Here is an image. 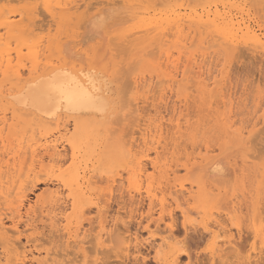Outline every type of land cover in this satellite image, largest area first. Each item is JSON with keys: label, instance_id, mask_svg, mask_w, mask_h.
Returning <instances> with one entry per match:
<instances>
[{"label": "rangeland", "instance_id": "obj_1", "mask_svg": "<svg viewBox=\"0 0 264 264\" xmlns=\"http://www.w3.org/2000/svg\"><path fill=\"white\" fill-rule=\"evenodd\" d=\"M27 1L0 0V6L5 13L17 11V14H19L18 11L21 10H23L22 13L24 11L26 13V8L31 7V12H33L29 13L33 16L32 24H34V27L32 28H36L34 29L35 31L33 30L35 34L32 37H35V41H39L40 44V55L37 60L31 54L32 49L28 50L29 47L27 46L18 47L22 50V53L18 56L16 53V45L18 43L13 39L11 43L14 55L12 65L16 63L15 65L18 66H13L11 70L22 71L23 77L28 79L37 61H39L40 70L45 67L48 59H54L53 61L56 63L64 61L65 63L68 62L69 65L76 64L77 68L80 66L84 68L91 67L92 72L96 73L100 82L111 89L108 92L110 96L107 95L111 101V108L105 116L106 119L99 118L103 116L94 118V116L91 117L89 114L84 115L83 119L78 121L76 129L73 120L66 121L70 128V137L73 135L74 139L77 138L78 141L82 140V136L86 137L85 142H82L81 149L83 152H80L79 161L81 160V170L87 169V178L91 182L89 194H87L91 201L87 200L85 202L86 205L84 204L85 206L83 205L84 207L79 209L71 208L70 204L67 205L69 207L65 206L66 204L63 203V200L69 194V190L65 187H60L63 199L59 204L62 206L56 205V208H59L58 211H60L61 207L67 208L66 213L69 215V221L61 218V215L54 216L52 214L55 217L49 215L50 219L51 217L52 219L54 218L52 222L47 219L49 217L46 212L41 214L39 209L35 211L29 209L31 212L28 211L29 204H35L39 195L42 199L44 198L43 201H46V203L51 202V192L54 189L51 181L54 180V177L50 163L48 164L47 161L44 162L45 166H40L38 163L33 162L30 151L25 157H22L25 164H22L23 169L26 170L23 171L24 177L21 178L22 182L25 181L23 183L25 186L14 188L12 190V197L14 196V198H11L16 200V197L21 196L26 200L27 206L25 205L21 212L22 215L19 216V213L14 210V207L18 205L17 203L13 205V209L8 208L4 204L0 205V212H3L2 217L4 220L6 219L7 229L11 227L8 229V238H1L0 236L1 263L6 264L3 257L8 255V253L10 258H15L16 254L21 252L20 254L25 253L27 255V264H37V260H43V262L47 260L49 264H91L96 261L97 264H157L156 261L159 254V252H156L157 250L154 249L153 251L145 243L137 245L129 237V235L134 234V231L135 233L139 231L140 238H148L147 227L150 223L145 216L149 212L150 205L145 198L146 181L143 184L141 195L132 196L130 193V174L127 171L129 158L126 161L127 156H122L123 149L121 147L123 148L124 143L128 142L129 139L132 141L135 139L134 141H137L135 144H141L140 147H143L144 143L141 141L142 130L148 125L154 127L159 123H164V127L170 132L167 133L168 130H165L169 146L162 153L168 157L167 159L171 166L179 169L180 172L178 171L175 176H171V183H177L176 189H181L182 193L180 191H178L179 193L177 192L178 195L175 193L177 200L180 201L179 204L177 201L172 206L177 217L173 229L180 243H177L178 246L176 244L172 246L168 244L164 247L163 245L162 248L164 249L161 250V248L159 254V258L162 257V264H174L172 260L177 255L182 256L181 264H264V0H78V3L83 5L72 15L74 18L70 17L71 19L63 16L62 13L60 14L58 7L51 13L45 7L44 0H29L32 4ZM184 1L186 2L184 3ZM189 1L191 3H188ZM177 2V7H174L176 5L174 3ZM186 5L188 6L186 7ZM179 7L184 8V10L187 9L183 10L184 12H191L193 8L192 12L201 13L205 8L206 10L212 8L213 10L218 9L222 12L233 14L245 21L247 25H250L255 30L256 36L247 34L241 37V41L236 45L238 48L235 46V51L232 50L230 51L231 53H227L228 51L220 47L219 44L216 45L217 42L212 41L217 40L218 36L215 32L213 34L217 37L214 38V35H210V41L208 42V37L205 42H201L202 36H206V33L202 32L205 34L197 33L195 38H191L185 46H182V42L177 38L178 34L175 33L174 35L172 33L173 30L169 34V37L173 38L169 40L168 37L169 42L168 40L166 42L168 45L165 44L166 46L164 45L163 47V49H172L173 62H168L166 56L161 52L163 49L161 50L157 43H155L157 44V49L154 44V46L146 50H141L140 45H136L139 42H137L138 39L135 40V37L140 36L141 32H143H139L142 29L140 24L146 21L143 18H153L154 15L165 14L169 10ZM89 8L90 10H88ZM164 8H167L166 11L168 12ZM99 19L102 20L99 21ZM142 20L143 22H141ZM138 25L140 28L137 27ZM134 26L137 29L128 31ZM122 27L124 31H127L124 32ZM135 30H138L137 32L140 35ZM186 30L188 29L186 28ZM189 31L183 33V35L188 34ZM130 32L136 34L132 36L133 34ZM4 33L5 31L2 30L1 34ZM125 33L131 34V36L126 34V36H129L128 38H131L129 42L127 41L129 39L125 38ZM4 35L8 38L6 33ZM123 37L127 40H124ZM32 39H29L30 43L34 41ZM192 39L195 40L193 43ZM134 47L136 49H133ZM150 48L152 51H147ZM179 49L185 52H181V55L183 54L182 57ZM204 52L209 57L206 59L209 63L205 64L204 69H199L195 66L190 67L187 76H192L193 78L191 77L190 80L185 79L184 81L182 80V74H180L175 84L173 83L172 85L169 76L175 72V63L180 62L181 73L185 70L186 64H188L190 57L194 53L198 55V53L203 54ZM102 53L104 60L112 58V60H108V66L104 64V60L99 58ZM188 65L190 66V62ZM5 69V65L0 69V86L4 83V87L3 85L1 87L4 90L0 89V93L8 95L10 92H16L15 88H17V85L14 77L15 72L10 70L11 75L8 72L4 74ZM211 69H216L217 71L214 70L213 72ZM197 70L199 73L204 72L203 70L213 72V76L215 75L214 77L217 78L219 84H216L218 87L216 86L213 92L211 88L215 87L213 84L215 78L209 81L211 85L208 93L205 94L199 90L196 83L199 73L194 74V71L197 73ZM3 79L4 82L2 83ZM149 85L150 87H148ZM7 88L13 90L10 91ZM219 90L221 91L220 94ZM211 93H214V96ZM1 94L0 128L3 126L2 118L6 117L7 124L3 135L5 134L4 136L8 137L6 139L9 142L17 143L18 137L21 138L22 136L26 140L29 137L30 140L36 135V140H38L37 137L39 136L42 137L44 134L50 135L56 132L57 125L55 123L45 124L46 122L43 123L41 118L28 110L21 109L17 115H14L9 101L6 99H11V97L5 96V98ZM4 110H7L6 116L3 112ZM176 117L181 118V133H176L177 129L173 128L174 122H171ZM98 118L100 121H98ZM226 123H229V125L234 123L233 128L230 129L232 131L226 130ZM104 126L108 127L109 130H106L108 128ZM170 127L171 129H169ZM239 130L244 132L240 139L237 138L236 134ZM178 137H180L179 140ZM172 138L173 140L176 138V141H173ZM71 139L73 140V137ZM170 142H174L173 145ZM186 142L188 144L185 145ZM175 144L179 146L177 147ZM2 145L3 143H0V148ZM15 145L12 144V146ZM195 145H197V148ZM3 150L4 148L0 150V172L1 170L3 172L7 170L4 165L9 158L8 155H3ZM192 151H194L193 156L196 155L197 158L189 163L188 169H184L182 165L188 163V155L186 153H192ZM71 153L72 150L69 147L67 151L68 158H70ZM3 156L5 157L3 158ZM26 156L30 159L28 160ZM154 157L155 154L152 153L151 158ZM25 158L28 163H25ZM208 160L212 161L206 165L205 163ZM31 162L36 164L32 165ZM146 162L148 163L149 160ZM69 165L70 160L65 164V167ZM34 166L36 168L32 170ZM118 171L123 174L111 192V182L108 181V176ZM149 173H152L153 180L158 184L157 181L161 178L160 174L154 173L151 167ZM3 180L8 186L12 183H8L7 178ZM122 181L124 184H119ZM169 182L170 180H165L162 187L166 189ZM181 183L186 184L187 188L195 186L192 191L193 196L185 195L184 191H182ZM96 202L99 204L100 210L96 207ZM234 204L240 209L237 206L235 207ZM62 208L61 210L65 211ZM187 208L199 211L200 216L195 221H185L184 217H182L181 209L187 210ZM230 209L232 213H230ZM153 217L152 222L155 220L158 224H161L159 229H155L154 224L151 222L153 225L151 227L152 231H155L153 232L156 234L157 241H160L159 238L170 235V230L167 226L170 220L167 216L165 222L160 221L159 213L154 214ZM215 219L220 220L222 227L215 228L212 225ZM12 220L15 221V225H13ZM206 220L208 223L212 222L209 226L212 225L210 228L213 229V232L203 226V222ZM107 221L108 223L112 222V225L109 223L110 228L108 226L109 233H111L108 236L112 237L109 239L106 235V241L104 240L105 242L101 243L98 234L101 233L102 223L105 224ZM12 228L16 231L14 232ZM76 228L78 229L77 231ZM220 229H225V234H223L224 230L222 232ZM229 229L235 234V242L237 244L235 248L237 250L234 251L232 248L234 252L228 251V256L227 253L223 254L227 252L228 248L221 251V248L226 247V245L221 246L223 245L221 241L228 239H225V237L228 236L229 232L227 233V231ZM217 233L222 237H217L219 236ZM74 234H76V237H74ZM144 239L143 241H145ZM216 240H220V242H216ZM14 246L19 247L16 249ZM16 263L21 264L19 261Z\"/></svg>", "mask_w": 264, "mask_h": 264}, {"label": "bare ground", "instance_id": "obj_2", "mask_svg": "<svg viewBox=\"0 0 264 264\" xmlns=\"http://www.w3.org/2000/svg\"><path fill=\"white\" fill-rule=\"evenodd\" d=\"M18 1L22 2V1H25V0H18ZM44 1L45 2H43V3L45 4V7L49 11H51V13L54 12L55 9H57V7H58L60 9L59 10L60 14L62 13L63 16L67 17L68 19L70 17H73L72 15L75 14L77 12V10L80 9V7H82L81 5H83L82 3H78L79 2L78 0H44ZM219 1H221V0H219ZM185 2L186 1H184V3ZM188 3H191V2L189 1ZM30 4H32V2H30ZM174 4H176V5H174ZM174 4H173L174 7L175 6L177 7L178 2L174 3ZM41 6H42V4H41ZM187 6L188 5H186V7ZM29 8H30V10H29ZM29 8H26L28 13L27 12L24 13L25 11L22 13L23 10H21V11H18L19 14H17V11L16 12L15 11H10L9 13L8 12L5 13L3 11L2 7L0 6V69L4 65L6 66V69L4 70V74H6L7 72L10 73L12 71L11 69L13 68V66H18V65H15L16 63L14 65H12L13 60H14L13 59L14 55H13V48L11 46V43H12L13 39L15 40L16 43H18L16 45V48H17L16 53H17L18 56L22 53L21 48H23V46H27V47H29L28 50H30V48L32 49L31 54L37 60L39 58V55H40V44H39V41H35V37H32L33 34H35V32H33V30L36 29V28H32V27H34L33 26L34 24H32V17L33 16L30 13H32L33 11L31 12V7H29ZM90 8L88 10H90ZM170 8H172V7H170ZM166 9H165V11H166ZM192 9H191V12H187V11L184 12L187 9L184 10V8L179 7V8L172 9L171 11L169 10V12L166 11L168 13L164 12L165 14H160V15H156V16L154 15L153 16L154 19L151 18V17L150 18H145L144 17L143 20H146V21H144V22H143V20L141 21V22H143L142 24H140V27L142 29L139 30V32L143 31V32H141L142 34L140 35L139 32H137L138 30H135L136 33H138L140 35V36H136L135 35L136 37H138V38L135 37V40H137V39L139 40V41L137 40V42H139V43H136V45L139 44L140 46L139 45L138 46L140 47L141 50H146L147 48L152 47V46H154L155 43H157L159 48H161V50H162L165 44L168 45V43H166V42L168 40V37L170 36L169 34H171V31H173V30L174 31L172 33L174 35H175V33L178 34L177 38H179L180 39L179 41L182 42L181 43L182 46H185L187 44V42L189 40H191V38H193V37L195 38L197 33H200L201 35L206 33V36H202V38H201L202 39L201 42L203 43V42L206 41L207 37L209 38L210 35L213 36L214 35L213 32H215V33H217L216 35L218 37L216 35H214L215 36L214 38L217 37L218 41L217 40H212V41L217 42L216 45L219 44L220 47H222L223 49L228 51L227 53H231L230 51L234 50L235 46L241 41L240 40L241 37L246 36L247 34H249V35L253 34L254 37L256 36L255 30L253 28H251L250 25H247L245 21H243L242 19H239V17H236L233 14H230V13H227V12H222L221 10H218V9L213 10L212 8H210V9L208 8L207 10L205 8L201 13H197L196 11L192 12ZM18 10H20V9H18ZM88 10H87V12H88ZM98 10H100V9H98ZM201 10H202V8H201ZM63 16H62V19H63ZM96 17H94V18L96 19ZM123 17H125V16H123ZM57 18H58V16H57ZM73 18H72V20H74ZM102 19H99V21L102 20ZM134 27L129 29L128 31H130L132 29H137L136 27L135 28ZM137 27H139V25ZM186 28L188 30H190V31H189L188 34L183 35V33L188 31V30L185 31ZM122 29L124 31L123 27H122ZM126 29H128V28H126ZM202 29H203V31H202ZM2 30L5 31V33H6V35H7V37L9 39L5 37V35H4L5 33L1 34ZM126 31L127 30H125L124 32H126ZM135 31H131V32H135ZM194 32H196V33H194ZM202 32H205V33H202ZM136 33H134V34H136ZM126 34L127 33L124 34L125 38H128L129 36H126ZM131 34H133V33H131ZM131 34H129V35L131 36ZM134 34L132 36H134ZM192 34H193V36H192ZM200 34H198V35L200 36ZM119 36H120V34H119ZM115 37H117V36H115ZM30 38L31 39L34 38V39H32L34 41L31 42V43H30V40H29ZM125 38L123 37L124 40H127ZM172 38L169 37V40L172 39ZM128 39L129 40H127V41L129 42L131 38H128ZM220 39H222V40L220 41ZM124 40H122V41H124ZM169 40H168V42H169ZM193 41H195V40L192 39V43H193ZM208 41H210V38H209V40L207 39V42ZM257 41H259V40H257ZM157 44H155L156 45L155 46L156 49L158 48ZM110 45H111V43H110ZM18 47H21V48L19 49ZM41 48H42V46H41ZM236 48H238V47L236 46ZM133 49H136V48L134 47ZM150 50L152 51L151 48L149 50H147V51L151 52ZM171 50L172 49H168L167 48V49H163V51H161L163 53V55L166 56L168 62H170V61L173 62V59H172L173 53H172ZM155 51H157V50H155ZM181 52H182V50L179 49L180 55H181ZM182 53H185V52H182ZM182 55H181V57H182ZM207 57L208 56L206 55L205 52L203 54H199L198 53V55H196L194 53L192 55V57H190V59L188 61V64L190 62V66L188 64H186V67L184 68L185 70H183L181 73H180V67L181 66H179L180 62L178 63V62L175 61L176 62V63L174 62L175 63V65H174L175 72L172 75L169 76V80H170L171 84L172 85H173V83L175 84V82H176V80L178 78V75H180V74H182V76H183L182 80H184V81H185V79L190 80L192 76L191 77L187 76V74L190 71V67H194L195 66V67H197L199 69H204L205 64L208 62V61H206V59H208L209 57L208 58ZM99 58L101 60H104L103 59V53L99 56ZM53 60L48 59L45 67L42 70L39 69L40 65L38 64L39 61H37L35 63V67L33 68L31 76L28 79H25L23 77V72L22 71H20V70L16 71V69H15V71L13 70L15 72L14 73V77L16 79V85H17V88H15L16 92L15 93L10 92L13 89L9 88L10 89V91H9L10 93L8 95H6L5 93L4 94L0 93L1 95H4L2 97H5V96L11 97V99L6 98V97L5 98L9 101L10 108L13 110L14 115H17L19 110L24 109V110L30 111L31 113L35 114L37 117L41 118V121H43V123L46 122L45 124H47V123L54 124L55 123V125H57V130H56L57 134H55L56 132L53 133V134H50V135L49 134H44L42 137L39 136L40 138L37 137L38 140H36V136L37 135L35 137H33L32 139H30V140H29V137L26 140L25 137L22 136L21 138L18 137L17 143H11V142H9L8 139H6L8 137H5L4 136L5 134L3 135V131L6 128L5 125L7 124V118L6 117L2 118L3 119L2 120L3 126L0 128V137H1L0 138V143H3V145L1 146V148H4L3 155L6 154V155L9 156V158H8V160L5 158L7 161H5V165L4 166H5V168H7V170L4 168V170H6V171L3 172L1 170V172H0V201H2V202H0V205L4 204V205H7L8 208H12L13 205L15 203H17L18 205H16L14 207V210H16L19 213V216L22 215L21 212H22V209L26 205V200L23 199L21 196L16 197V200L12 199V198H14V196L12 197V195H13L12 190H14V188H16V187L17 188H22L23 185L25 186V184H23L25 181L22 182V178L24 177L23 176V174H24L23 171H25L26 169H23L24 167H23L22 164H24L23 163L24 159H22V157H25V155L30 151L31 158H32L33 162L38 163L40 166H43V165L45 166L46 165V164H44L45 161H47L48 164L50 163L51 170L53 171L52 175L54 177V180L51 181V182H52V184L54 186V189L51 192V197H52L51 202L47 201L49 203H46V201H43L44 198L42 199V197L39 195L37 197V199H36V203L35 204H29L28 211H30V210L31 211H35V210L39 209L41 214H44L45 212L48 213V217H49V215H52V214L54 216L61 215V218H64L67 221H69V215H67V213H66V209L67 208L65 209V208L61 207L62 209H65V211L61 210V208H60V211H58L59 208L58 209L56 208V205L57 206L61 205V204H59V202L62 201V199H63L60 187H65V188H67L69 190V194L63 200V203L66 204L65 206L70 204L71 208L79 209V208L84 207L86 205L85 202H87V200H90V197H88L87 194H89L88 191H89V187L91 185V182L87 178V175H88L87 169H83V171H82L81 170V166H80V161L81 160L79 161L80 152L82 151L81 148H82V145H83L82 142L85 140L86 137L82 136V140H80V141H78L77 138L74 139V136L72 134H71L72 136L70 137V128L68 127V122H66V121L73 120L74 121V125H75V129H76L77 125H78V121L82 120L84 115H88L89 114V115H91V117L94 116V118L99 117V116H103V117H99V118H105L106 114H108V111L111 108L110 107L111 101H110V99L108 97V96H110V95H108V92L111 89H109L108 86H106V85H104V84H102L100 82L99 78L96 76V73L92 72L91 67L84 68L83 66H80V67L77 68L76 64L69 65L68 62L65 63L64 61H63L64 63L63 62H61V63L57 62L56 63ZM108 60L110 61V60H112V58H108V59L104 60V64L106 66H108V64H109ZM199 61H200V63H199ZM22 65H24V64H22ZM228 68H230V67H228ZM20 69H21V67H20ZM194 70H196V69H194ZM208 70H203L204 72L201 71L202 73H199L198 70H197V73H196V71H194L195 75L199 73L197 75V80H196L197 86H198L199 90L202 91L205 94L210 91L209 87H210L211 83H209V81L210 80H214V78H215L214 76L215 75L213 76V72L216 69H214V70L211 69V70H213V72H209L210 70L209 71ZM207 73H209V74H207ZM194 74L192 73V75H194ZM221 74H222V72H221ZM10 75H11V73H10ZM10 75H9V78H10ZM190 75H191V73H190ZM195 75H194V77H195ZM204 75H206V76H204ZM217 81H218L217 78H215L214 83H213L215 85V87L211 88L212 92L216 88V86H217L216 84H218ZM3 82H4V79L2 80V83ZM2 85L4 87V83ZM2 85L0 86V89H1ZM144 87H145V85H144ZM148 87H150V85ZM186 88H188V87H186ZM1 90H4V89H1ZM5 91L7 92V90H5ZM5 91H3V92H5ZM220 92L221 91L219 90V94H220ZM212 95L214 96V93ZM205 97H206V95H205ZM226 103H227V101H226ZM135 104H137V103H135ZM9 105H5V106H9ZM134 108H136V107H134ZM6 111L7 110L3 111L5 116H6ZM8 111H9V109H8ZM181 115H183V114H181ZM220 115H221V113H220ZM178 116H180V115H178ZM64 118H66L67 120L66 119L64 120ZM99 118H98V121H100ZM88 119H90V118H88ZM180 119L176 117V118L172 119V121H171V122H174L173 128L177 129L176 133H178V132L181 133L182 123H181ZM232 119H234V118H232ZM97 123H99V122H97ZM100 124H102V123L100 122ZM233 126H234V123L232 125H229V123L225 124V127L227 128L226 130H229V131H232L230 129L233 128ZM9 128L11 129V127H9ZM105 128H108V127H105ZM199 128H201V127H199ZM169 129H171V127ZM183 129H184V127H183ZM257 129H258V127H257ZM106 130H109V128L106 129ZM165 130H168V129L166 127H164V123H159L158 125H155L154 127H151V125H148L146 128H144L142 130V133H141V138H142L141 141L144 143V145H143L144 148L142 146L140 147L141 144H135V143H137V141L136 142L134 141L135 139L132 141L129 138H128L129 141L124 143L123 148L121 147V149H123L122 156H124V155L127 156V157L125 156L126 159H127L126 161H128V158H129L127 171L130 174V178H129V180H130V184L129 185L131 187L130 188V193L132 194V196H136L137 194L141 195L142 194L143 184L146 181L147 182V187H146V190H145V193H146L145 198L148 200L149 205H150L149 212L145 216L147 218V220L149 221V223H150L148 225V227L146 226L148 228V232H149L148 238H146V239H144L145 237L140 238L138 230H137L138 231L137 233H135V231H134V234H131V236L129 234L128 235H129V237H131L132 240H134L137 243V245L145 243L149 248H152L153 251H154V249L157 250L156 252L157 253L159 252V254H160V249L163 247V245L165 247L168 244L170 246H172L174 244L177 245V243L178 244L180 243L179 239H177V234L174 233V229H173L175 227V222H176L177 217H176V214L173 211V207L172 206L174 204H176L177 201H178V204H179L180 200H177L178 198L175 195V193H177L178 191L181 192V189L180 190H178V188L176 189V187L178 186L177 183H174V184L171 183L172 177L175 176L178 173L179 169H177V167L174 168L173 166H171L170 162L167 159L168 157L165 156L162 153L163 151L167 150L168 146H169V143L167 142V137L165 136ZM187 130H188V128H187ZM254 131H255V129H254ZM108 132H106V133H108ZM169 132H170V130L167 131V133H169ZM234 132H236V131H234ZM243 133H244L243 130H239L236 133L237 134V138L240 139L241 136L243 135ZM230 134H231V132H230ZM53 135H54V137H53ZM256 136H257V134H256ZM72 137H73V140L71 139ZM182 137H184V136L182 135ZM179 138L180 137H178V140H179ZM184 139H186V138H184ZM172 140H173V138H172ZM173 141H176V138H174ZM181 141H182V139H181ZM173 143L174 142H172L171 144L173 145ZM12 144H16V145L12 146ZM186 144H188V142H186L185 145ZM183 145H184V143H183ZM197 145H195L196 148H197ZM68 146L72 150L70 158L67 157V151H68V148H69ZM175 146H177V144H175ZM1 148H0V150H1ZM91 153H92V151H91ZM152 153L155 154L154 158H151ZM164 153H166V152H164ZM175 153H177V152L175 151ZM193 154H194V151H192V153H186V155H188L187 156L188 163H184L182 165L184 169H188L189 168V163L197 158L196 155L193 156ZM180 155H181V153H180ZM37 156H39V158H37ZM4 157L5 156H3V158ZM172 157H173V155H172ZM26 158H28V156H26ZM26 158H25V163L27 162ZM179 158H177V159H179ZM29 159L30 158H28V160ZM174 159H176V158H174ZM69 160H70V165L68 167H65V164ZM148 160H149V162L147 163L146 161H148ZM0 161H1V159H0ZM211 161L212 160H208L205 164L207 165V164L211 163ZM35 164L32 163V165H35ZM176 164H177V162H176ZM2 165H1V167H3ZM194 166H197V165H194ZM219 166L221 167V165H219ZM150 167L152 168L154 173L157 172L161 176V178L157 181L158 184H156V181L153 180L154 178L152 177L153 176L152 173L151 174L149 173ZM35 168H36V166H34L32 170H35ZM219 168H217V169L219 170ZM214 170H216V169H214ZM219 171H222V170H219ZM122 174L123 173L121 171H118L117 173L111 174V175L108 176V181L111 182V192L114 190L115 184L119 181V178L122 176ZM95 175H97V174H95ZM4 178L8 179V183L12 182L11 185L8 186L6 184V182L3 180ZM165 180L166 181L170 180L169 185H167L166 189H164L162 187V184H163V182H165ZM119 184H124V183L122 181ZM180 185H181L182 191H184L186 196H193L192 191H193V187H195V186H192L191 188H187L186 184L181 183ZM120 186H122V185H120ZM51 188H53V187H51ZM119 189H121V188H119ZM50 191H51V189H50ZM92 192H94V191H92ZM178 193H177V195H178ZM49 194H50V192H49ZM22 196L24 197V195H22ZM238 196L240 197V195H238ZM178 204H177V206H178ZM95 205L100 210V206H99V204L97 202L95 203ZM234 206H235V204H234ZM67 207H69V206H67ZM184 207H186V206H184ZM237 208H239V207L237 206ZM232 209L234 210L233 207H232ZM0 210H1V208H0ZM230 211H231V209H230ZM82 212H83V210H82ZM2 213L3 212H0V236H1V238L2 237L3 238H8V229H10L11 227L7 229V224L5 222L6 219L4 220V218L2 217V215H3ZM6 213H4V214H6ZM156 213H159L160 221L165 222L167 216H168V218L170 220V223L167 224V226L169 227V230H170V231L169 230H167V231H169L170 235L169 236L167 235L168 237H166V235H165V237L159 238L160 241H157L158 239L156 237V234L154 233L155 231L153 230L154 231L153 232L152 228H151L153 226L152 223L154 224L155 229H157V228L159 229V227L161 225L160 223L158 224L157 221H155V220L152 222V220L154 218L153 216ZM181 213H182V217H184L183 219H185V221L186 220L195 221V219H197V217L200 216V212L199 211H195V210H193L191 208L190 209L187 208V210L186 209H181ZM230 213H232V211ZM214 214L216 216H218V214H216L215 212H214ZM47 219H49L51 221L53 220L52 217H51V219H50V217L47 218ZM220 219L223 220L222 218H220ZM105 220H107V219H105ZM157 220H158V218H157ZM61 221H63V220H61ZM214 221L215 222L212 225L215 228L222 227V224L220 223V220L215 219ZM12 222L14 223L13 225L16 224L14 220H12ZM212 222H213V219H212ZM212 222H210V223H212ZM109 223H108V221H107V223L105 222V224L102 223V226H101L102 228L100 230L101 233L98 234V236H100L99 240L101 241V243L106 241L105 240L106 239L105 238L106 235H107V238H109V239L112 237V236H108L109 234H111V233H109V229H108V226L110 228ZM210 223H208L207 220H206V221L203 222V226L205 228H207L209 231L213 232V229L210 228V227H212V225L209 226ZM66 226H67V228H69L68 225H66ZM27 228H28V226H27ZM185 228H186V226H185ZM13 229L14 228H12V230ZM127 229H128V227H127ZM12 230H11V232H12ZM77 230L78 229L76 228V231ZM217 230L219 231V229H217ZM222 230H224V232ZM222 230L221 231L223 232V234H225V229H222ZM17 232H18V229H17ZM228 232H229V234H227V235L229 237L228 236L225 237V239H227V238L228 239L227 240H223V242L221 241V244L223 243V245H221L222 247L224 245H226V247L221 248V251L222 250L224 251V250H226L228 248L226 250L227 252H225L223 254L227 253V255L229 256V254H228L229 252L232 251L231 253H233L234 251L237 250L235 248V245H237V244L235 242L236 241L235 240L236 237H235L234 232L231 229H229L227 231V233ZM9 233H10V230H9ZM217 234L219 235V233H217ZM75 235L76 234H74V237H76ZM217 237L221 238L222 236L219 235ZM263 237H264V234H263ZM143 239L145 241H143ZM217 241L220 242V240H216V242ZM28 242H29V239H28ZM7 243H9V242H7ZM19 246H21V245H19ZM18 247L14 246V248H16V249ZM232 248L234 249V251H233ZM9 249H10V247H9ZM163 249L164 248H162L161 250H163ZM139 251H140V249H139ZM23 252H25V251H23ZM5 253H7V252H5ZM20 253H17L15 258L14 257L10 258V256H8L9 255V253H8V255H5L3 257V259L5 258L6 264H15V262H17V261H19V263H21V264H27L26 263L27 255L25 253H22V254H20ZM159 254H158V259H157L156 263L157 264H162V262H163L162 261V257L159 258ZM223 256L225 257V255H223ZM12 258H14V259L11 260ZM181 258H182V256L180 257V255H177V256H174L172 261L174 262V264H181ZM1 262L2 261L0 260V264H2ZM37 264H49V263H47V260H45V262H43V260H37ZM52 264H54V263H52ZM91 264H97V261L93 262Z\"/></svg>", "mask_w": 264, "mask_h": 264}]
</instances>
